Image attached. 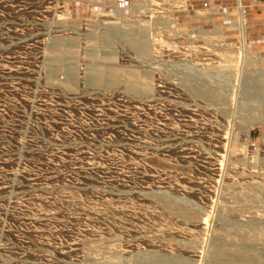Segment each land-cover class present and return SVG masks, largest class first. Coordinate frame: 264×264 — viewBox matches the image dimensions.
<instances>
[{
	"label": "rangeland",
	"instance_id": "obj_1",
	"mask_svg": "<svg viewBox=\"0 0 264 264\" xmlns=\"http://www.w3.org/2000/svg\"><path fill=\"white\" fill-rule=\"evenodd\" d=\"M224 3L0 0V264H264V52Z\"/></svg>",
	"mask_w": 264,
	"mask_h": 264
},
{
	"label": "crops",
	"instance_id": "obj_2",
	"mask_svg": "<svg viewBox=\"0 0 264 264\" xmlns=\"http://www.w3.org/2000/svg\"><path fill=\"white\" fill-rule=\"evenodd\" d=\"M226 7L231 1L235 2V12L240 13L238 27L242 32L243 42L248 43L251 38H259V44L253 45L259 52H264V0H242L243 8L238 7V0H222ZM228 9V8H227ZM238 10V11H237ZM243 23V24H242ZM243 25L245 30L242 31ZM244 32V33H243ZM256 33L258 35H256Z\"/></svg>",
	"mask_w": 264,
	"mask_h": 264
},
{
	"label": "built area",
	"instance_id": "obj_3",
	"mask_svg": "<svg viewBox=\"0 0 264 264\" xmlns=\"http://www.w3.org/2000/svg\"><path fill=\"white\" fill-rule=\"evenodd\" d=\"M208 5H209V2H208V1H205L204 6H205V7H208ZM219 8H220V9H223L222 6H221V7L219 6ZM219 8H218V9H219ZM218 9H217V10H218Z\"/></svg>",
	"mask_w": 264,
	"mask_h": 264
}]
</instances>
